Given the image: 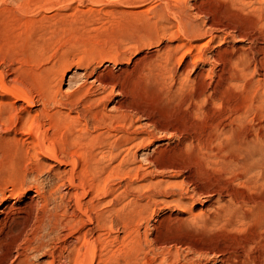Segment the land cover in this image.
Listing matches in <instances>:
<instances>
[{"label":"rangeland","instance_id":"1","mask_svg":"<svg viewBox=\"0 0 264 264\" xmlns=\"http://www.w3.org/2000/svg\"><path fill=\"white\" fill-rule=\"evenodd\" d=\"M58 72L57 159L0 127V264L44 216L30 264H72L86 229L103 264H264V0H0L5 83L41 109Z\"/></svg>","mask_w":264,"mask_h":264},{"label":"bare ground","instance_id":"2","mask_svg":"<svg viewBox=\"0 0 264 264\" xmlns=\"http://www.w3.org/2000/svg\"><path fill=\"white\" fill-rule=\"evenodd\" d=\"M135 2V1H134ZM94 3V2H93ZM95 3H97V2H95ZM99 3V2H98ZM127 6V5H126ZM177 8V7H176ZM180 46V45H179ZM183 46V45H182ZM193 46V45H192ZM194 47V46H193ZM188 50V49H187ZM172 51V50H171ZM188 52V51H187ZM164 53V52H163ZM170 56V55H169ZM195 56V55H194ZM168 58V57H167ZM183 57L181 56L180 57V59H182ZM193 58V57H192ZM160 59V58H159ZM197 59V58H196ZM195 59V60H196ZM168 60V59H167ZM179 60V59H178ZM195 60H193V62L195 61ZM221 60V59H220ZM227 62V61H226ZM44 67V66H43ZM48 67V66H47ZM190 67V66H189ZM192 69V68H191ZM39 71V70H38ZM60 72V71H59ZM59 72H58V74H59ZM63 72H65V71H63ZM188 73V72H187ZM59 76V77H58ZM57 76V80H56V82L54 83V85H46L47 86V88H46V92L45 93H43V95H45V96H42L43 98L41 99L42 100V107H41V109H36V110H32L31 108H28V107H30V105L29 104H31L32 103V99H31V97L28 95V93L27 92H25L23 89H21V88H19V87H17V86H15V85H7L6 83H5V79H4V76L0 73V88H1V91L4 93V95H3V97H5V98H1L0 99V127H2L3 129H5V131L6 130H13L14 132H19V133H21V134H25V135H27V137H26V142L28 143V145L29 146H31L33 149H37V151L39 152V153H41L42 155H44V156H46V157H50L52 160H55V159H57V154H56V151H55V148L50 144V142H49V138H48V135H47V133H46V131L43 129V127H42V124L40 123V117H42L43 115H47V117H51V111H52V109H50L51 111H49V109H48V106H49V104L50 103H52L51 105H54V104H56L57 105V102L59 103V101H61V100H59L57 97V95H62L61 96V99L63 100V99H65V98H62L64 95H66V98H67V95H69V97L70 96H72V95H76L77 94V92H79V89H75V90H73V89H70L71 87L70 86H68L69 88V91H66V90H61L60 89V84H61V82H62V78L64 79V77H62V74H59ZM69 76V75H68ZM69 78V77H68ZM71 78V77H70ZM69 78V79H70ZM69 79H68V82H69ZM77 79V78H76ZM80 80V79H79ZM95 80V79H94ZM76 82V81H75ZM68 84V83H67ZM92 84V83H91ZM90 85V84H89ZM101 85V84H100ZM78 86V85H77ZM103 86V85H102ZM79 87H81V85L79 86ZM79 87H77V88H79ZM83 87H84V84H83ZM104 87V86H103ZM103 87H102V89H103ZM104 90V89H103ZM97 91V90H96ZM84 94L85 95H89L90 94V91H89V93H88V90L86 91V89L84 90ZM33 95V94H32ZM80 95H82V94H80ZM96 95V94H95ZM99 96V95H98ZM103 96V95H102ZM6 97H11L10 98V100L9 99H7ZM60 97V96H59ZM65 97V96H64ZM68 97V98H69ZM89 97V96H88ZM87 97V98H88ZM92 97V96H91ZM32 98H33V96H32ZM67 98V99H68ZM73 98V97H72ZM72 98H70V99H72ZM98 99V98H97ZM105 99V98H104ZM40 100V99H39ZM92 100H93V98H92ZM95 100V99H94ZM17 101H22V102H24L25 104H27L28 106H23V104H21L20 106H16V103H17ZM70 101V100H69ZM34 102V101H33ZM62 102V101H61ZM76 102V101H75ZM95 102V101H94ZM72 103H73V101H72ZM60 104V103H59ZM74 104V103H73ZM19 105V104H18ZM83 105V104H82ZM33 106V105H32ZM55 106V105H54ZM86 106V105H85ZM62 108V107H61ZM19 109V110H18ZM95 109V108H94ZM115 109H117L118 110V112L121 114L122 112H123V106L122 105H118V106H115ZM58 110V109H57ZM91 110V109H90ZM98 110V109H97ZM96 110V111H97ZM113 110V109H112ZM117 110H116V112H117ZM56 111V110H55ZM58 112V111H57ZM102 112V111H101ZM60 113V112H59ZM78 114V113H77ZM76 114V115H77ZM93 114V113H92ZM116 114V113H115ZM119 114V115H120ZM58 115V114H57ZM56 115V116H57ZM67 115H69V114H67ZM54 117H55V114L53 115ZM60 116V115H59ZM63 116V115H62ZM72 115H70V116H68V122H70V121H72V120H74V118L73 117H71ZM46 117V116H45ZM46 117V118H47ZM64 117V116H63ZM79 117V116H78ZM93 117H95V116H93ZM52 118V117H51ZM243 118V117H242ZM48 119V118H47ZM65 120L67 119V118H64ZM114 119V118H113ZM42 120V119H41ZM49 120V119H48ZM52 120H53V118H52ZM52 120H51V122H52ZM59 120V119H58ZM57 120V121H58ZM64 120V121H65ZM78 120V119H77ZM54 121V120H53ZM56 121V122H57ZM83 121H85V120H83ZM111 121V120H110ZM87 122V121H86ZM86 122H85V124H86ZM115 122V121H114ZM231 122V121H230ZM55 123V122H54ZM53 123V124H54ZM59 123V122H58ZM113 123V122H112ZM119 123V122H118ZM52 124V123H51ZM62 124V123H61ZM66 124V123H65ZM81 124V123H80ZM63 125V124H62ZM109 125V124H108ZM120 125V124H119ZM218 125V124H217ZM50 126V125H49ZM65 126V125H64ZM82 126V125H81ZM121 126V125H120ZM52 127V126H51ZM65 127H67V126H65ZM94 127H95V125H94ZM94 129V128H93ZM56 130V129H55ZM77 130H79V129H77ZM98 130V129H97ZM261 130V129H260ZM226 131V130H225ZM9 132V131H8ZM101 132V131H100ZM108 132V131H107ZM230 132V131H229ZM76 133V132H75ZM110 133V132H109ZM19 135V134H18ZM94 135V134H93ZM13 136V135H12ZM97 136H98V134H97ZM257 136V135H256ZM85 137V136H84ZM93 137V136H92ZM104 137V136H103ZM116 138V137H115ZM258 139H261V138H258ZM254 141V140H253ZM90 142V141H89ZM104 143V142H103ZM93 144V143H92ZM136 144V143H135ZM234 148V147H233ZM249 149V148H248ZM262 149H263V147H262ZM233 150V149H232ZM253 150V149H252ZM259 150V149H258ZM29 153V152H28ZM35 153V152H34ZM236 153V152H235ZM264 153V152H263ZM96 154V153H95ZM240 154V153H239ZM101 155V154H100ZM231 157V156H230ZM73 158V157H72ZM234 158H236V157H234ZM239 158V157H238ZM238 160V159H237ZM258 161V160H257ZM255 162V161H254ZM59 163V162H58ZM73 163V164H72ZM72 163H70V164H72V166H73V168H74V166L76 165L73 161H72ZM101 165V164H100ZM77 169V168H76ZM73 170V169H72ZM74 170H75V168H74ZM135 170V169H134ZM76 171V170H75ZM74 173V172H73ZM72 173V174H73ZM128 173V172H127ZM71 176V175H70ZM73 176H71L70 178L71 179H73L72 178ZM69 178V179H70ZM72 181V180H71ZM70 182V181H69ZM72 183V182H71ZM157 185V184H156ZM108 187V186H107ZM128 187V186H127ZM82 188V187H81ZM97 188V187H96ZM100 192V191H99ZM127 193V192H126ZM97 194V193H96ZM100 194V193H99ZM82 195V194H81ZM233 195V194H232ZM93 196H95V195H93ZM188 196V195H187ZM98 197V196H97ZM3 198H5V197H3ZM77 198H78V196H77ZM233 198V197H232ZM7 199V198H6ZM76 199V198H75ZM114 199V198H113ZM46 200V199H45ZM256 200V199H255ZM46 201H48V200H46ZM4 202V201H3ZM112 202V201H111ZM263 202V201H262ZM2 203V202H1ZM79 203V201L77 202V204ZM95 203H96V201H95ZM233 203V202H232ZM243 203V202H242ZM80 204V203H79ZM78 204V205H79ZM82 204V203H81ZM89 204V203H88ZM93 204V203H92ZM228 204V203H227ZM53 205V204H52ZM91 205V204H90ZM131 205V204H130ZM258 205V204H257ZM5 206V205H4ZM65 206V205H64ZM87 206V205H86ZM85 206V207H86ZM46 207V206H45ZM54 207H55V205H54ZM79 207V206H78ZM92 207V206H91ZM7 208V207H6ZM6 208H2L1 210H0V212L1 213H4L5 214V212H6ZM18 208V207H17ZM20 208V207H19ZM43 208V207H42ZM93 208V207H92ZM54 209V208H53ZM85 208H83V210H84ZM102 209V208H101ZM144 209V208H143ZM217 209V208H216ZM215 209V210H216ZM45 210V209H44ZM57 210V209H56ZM79 210V209H78ZM81 210H82V208H81ZM7 212H8V208H7ZM10 212V211H9ZM29 212V211H28ZM123 212V211H122ZM0 213V214H1ZM12 213V212H11ZM13 213H14V211H13ZM12 213V214H13ZM113 213V212H112ZM6 214H8V213H6ZM26 214V213H25ZM119 214V213H118ZM225 214H227V213H225ZM2 215V214H1ZM11 215V214H10ZM30 215H31V213H30ZM47 215V214H46ZM73 215V214H72ZM128 215V214H127ZM224 215V214H223ZM9 216V215H8ZM27 216H29V215H27ZM70 216V215H69ZM88 216V215H87ZM130 216V215H129ZM139 216V215H138ZM4 217H5V215H4ZM21 217V216H20ZM47 217V216H46ZM45 216H44V218H46ZM50 217V216H49ZM123 217H124V215H123ZM214 217V216H213ZM3 218V217H2ZM6 218V217H5ZM11 218H12V216H11ZM33 218H35V220H33V219H31V217H28L27 219H26V224H24V227L23 228H21L19 231H18V233H16L17 235H16V237H15V240H14V242H15V245H16V242H17V240L19 239V238H23V240H25V238H27V237H25V235H23L24 234V232H25V228H26V230H27V227L28 226H30L31 227V232L28 234V232H27V234H28V236L30 235V237L27 239V241H24V247H18L17 248V246H16V248H17V250L18 249H20V251L18 250V253H19V255L20 256H22V258L17 262V264H30L29 263V260L27 259V256L29 257V255L27 254V251H28V253H29V251L30 252H36V251H38V250H40L41 249V247H43V245L44 244H42V242L43 241H41V237H42V235L44 234H42V231H45L44 229H45V221H44V218L43 217H41V218H39V220H36V217H33ZM98 218V217H97ZM135 218V217H134ZM225 218V217H224ZM242 218V217H241ZM47 219V218H46ZM50 219V218H49ZM51 219H53V218H51ZM226 219V218H225ZM21 220V219H20ZM20 220H19V222H20ZM133 220V219H132ZM237 220V219H236ZM242 220V219H241ZM3 221H5V219L3 220ZM25 221V220H24ZM49 221V220H48ZM53 222V221H52ZM56 222V221H55ZM58 222V221H57ZM57 222H56V224H57ZM96 222H98V221H96ZM95 222V223H96ZM110 224L111 223H113V221H112V219H110ZM140 222V221H139ZM227 222V221H226ZM17 223V222H16ZM46 223H47V221H46ZM54 224V223H53ZM52 224V225H53ZM60 224V223H59ZM100 224V223H99ZM227 224V223H226ZM82 226V225H81ZM116 226V225H115ZM15 227H18V226H15ZM53 227H54V225H53ZM103 227H104V225H103ZM112 227V226H111ZM114 227V226H113ZM66 228V227H65ZM81 228V227H80ZM105 228V227H104ZM124 228V227H123ZM63 229V228H62ZM56 230V229H55ZM74 231H75V228L73 229ZM46 231H47V229H46ZM61 231V230H60ZM77 231V230H76ZM75 231V232H76ZM81 231V230H80ZM92 231H93V229H92ZM100 231V230H99ZM73 232V231H72ZM98 232V231H97ZM97 232H96V235H97ZM102 232H103V230H102ZM108 232V231H107ZM45 233H48V231L47 232H45ZM77 233V232H76ZM76 233H75V237L77 236L76 235ZM82 233V232H81ZM81 233H79L78 232V235L80 234L81 236L78 238V243L77 244H74L75 246L73 247V249H71V246H70V249H68V250H71L72 251V257H71V261H72V264H103L105 261V257H103L102 256V254L101 253H99L98 252V250L97 249H99L100 247H99V243H97L98 244V246H97V244H96V242L98 241L97 240V237L95 238L94 237V239L93 238H91V237H93L94 235H92V232H91V230H88V229H86L85 231H83V233L81 234ZM49 234V233H48ZM55 234V233H54ZM22 235H23V237H22ZM46 235V234H45ZM73 235H74V232H73ZM89 235V237L90 238H88L87 236ZM95 235V236H96ZM45 237V236H44ZM52 237V236H51ZM107 237V236H106ZM8 238V237H7ZM54 238V237H53ZM14 239V238H13ZM93 239V240H92ZM101 239V238H100ZM103 239V238H102ZM12 240V239H11ZM141 240V239H140ZM6 241V240H5ZM73 241H75V239L73 240ZM104 241V240H103ZM145 241V240H144ZM11 243H12V241H10ZM9 242V243H10ZM99 242V241H98ZM113 242V241H112ZM123 242V241H122ZM3 243H4V240H3ZM19 243V242H18ZM17 243V244H18ZM51 243V242H50ZM75 243V242H74ZM110 243V242H109ZM45 244H46V242H45ZM114 244V243H113ZM4 245H6V244H4ZM13 245V244H12ZM48 245V244H47ZM102 245V244H101ZM9 246H11V244L9 245ZM9 246H7V247H9ZM128 246V245H127ZM7 247H5V248H7ZM116 247V246H115ZM115 247H113V248H115ZM10 248H13V247H10ZM122 248V247H121ZM3 249V248H2ZM9 249V248H8ZM7 249V250H8ZM111 249V248H110ZM12 249H10V251H11ZM43 250V249H42ZM104 250V249H103ZM108 250V249H107ZM167 250V249H166ZM3 251V250H2ZM1 251V252H2ZM15 251V250H14ZM58 251V250H57ZM117 251V250H116ZM7 252H9V251H7ZM15 252H17V251H15ZM39 252V251H38ZM69 252L70 251H68V253L67 254H69ZM9 253H11V252H9ZM13 253V252H12ZM12 253H11V255H12ZM17 253V254H18ZM54 253V252H53ZM104 253V252H103ZM113 252L111 251V254H112ZM115 253V252H114ZM145 253V252H144ZM169 253V252H168ZM7 254V253H6ZM71 254V253H70ZM108 254V253H107ZM127 254V253H126ZM8 255V254H7ZM7 255H5V256H7ZM31 255H33V254H31ZM105 255V254H104ZM124 255V254H123ZM159 256V255H158ZM116 257V256H115ZM51 258L53 259V257L51 256ZM51 258H50V260H51ZM55 258V257H54ZM104 258V259H103ZM175 258V257H174ZM28 260V261H27ZM60 260V259H59ZM117 260V259H116ZM145 260V259H144ZM12 261V260H11ZM67 261V260H66ZM70 261V260H69ZM48 263H49V261H48ZM52 263H53V260H52ZM66 263H68V262H66ZM107 263V262H106ZM3 264V263H2ZM36 264H38V263H36ZM44 264H46V263H44ZM108 264H110L109 263V261H108Z\"/></svg>","mask_w":264,"mask_h":264}]
</instances>
